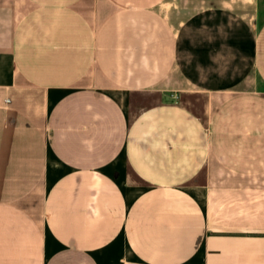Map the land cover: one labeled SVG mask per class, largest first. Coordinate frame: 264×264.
<instances>
[{
	"label": "crops",
	"instance_id": "1",
	"mask_svg": "<svg viewBox=\"0 0 264 264\" xmlns=\"http://www.w3.org/2000/svg\"><path fill=\"white\" fill-rule=\"evenodd\" d=\"M182 2L0 0V264H264V20L183 88Z\"/></svg>",
	"mask_w": 264,
	"mask_h": 264
},
{
	"label": "rangeland",
	"instance_id": "2",
	"mask_svg": "<svg viewBox=\"0 0 264 264\" xmlns=\"http://www.w3.org/2000/svg\"><path fill=\"white\" fill-rule=\"evenodd\" d=\"M225 1L182 2L180 21H186V25L176 85L236 89L261 86L254 69L253 46L257 28L264 20V6L257 0L255 4Z\"/></svg>",
	"mask_w": 264,
	"mask_h": 264
}]
</instances>
